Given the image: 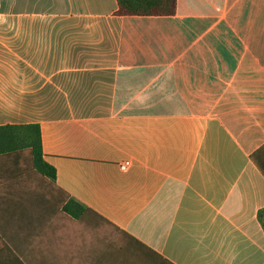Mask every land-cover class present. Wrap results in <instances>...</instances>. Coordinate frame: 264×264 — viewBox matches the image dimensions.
<instances>
[{
    "label": "crops",
    "instance_id": "1",
    "mask_svg": "<svg viewBox=\"0 0 264 264\" xmlns=\"http://www.w3.org/2000/svg\"><path fill=\"white\" fill-rule=\"evenodd\" d=\"M117 9L0 0V264H264V0Z\"/></svg>",
    "mask_w": 264,
    "mask_h": 264
},
{
    "label": "trees",
    "instance_id": "2",
    "mask_svg": "<svg viewBox=\"0 0 264 264\" xmlns=\"http://www.w3.org/2000/svg\"><path fill=\"white\" fill-rule=\"evenodd\" d=\"M116 2L118 7L116 14L119 16H173L177 9V0H116ZM16 156L27 158L32 169L39 175L55 181V169L44 161L42 136L38 125L0 127V158ZM63 211L73 218H79L85 207L68 196ZM258 220L264 231V208L258 212Z\"/></svg>",
    "mask_w": 264,
    "mask_h": 264
},
{
    "label": "rangeland",
    "instance_id": "3",
    "mask_svg": "<svg viewBox=\"0 0 264 264\" xmlns=\"http://www.w3.org/2000/svg\"><path fill=\"white\" fill-rule=\"evenodd\" d=\"M64 200L66 199L64 196L62 197ZM113 237L112 235L109 236V242H111L113 240Z\"/></svg>",
    "mask_w": 264,
    "mask_h": 264
},
{
    "label": "built area",
    "instance_id": "4",
    "mask_svg": "<svg viewBox=\"0 0 264 264\" xmlns=\"http://www.w3.org/2000/svg\"><path fill=\"white\" fill-rule=\"evenodd\" d=\"M121 168H122L123 170H125V169H126V165L121 166Z\"/></svg>",
    "mask_w": 264,
    "mask_h": 264
}]
</instances>
